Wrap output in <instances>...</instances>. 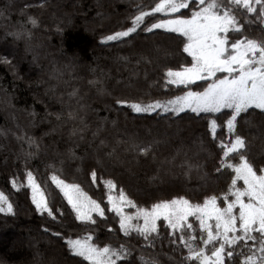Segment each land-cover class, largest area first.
I'll use <instances>...</instances> for the list:
<instances>
[{
	"label": "trees",
	"instance_id": "obj_1",
	"mask_svg": "<svg viewBox=\"0 0 264 264\" xmlns=\"http://www.w3.org/2000/svg\"><path fill=\"white\" fill-rule=\"evenodd\" d=\"M37 1L0 0V58L12 62L0 63V192L14 207V214L0 213V261L89 264L71 255L65 240L90 234L99 246L123 243L131 250L118 264L151 260L190 264L184 260L187 250L170 242L174 237L168 236L162 221L153 243L135 232L125 236L107 201L108 195L118 197L123 189L140 207L177 196L202 202L206 195L219 196L230 183L231 170L214 171L220 149L208 121L221 117L220 113H135L115 103L117 99L149 103L180 95L183 86L165 87L163 74L167 67L191 60L182 52L183 38L138 29L126 38L102 40L130 26L137 10L150 9L156 0H67L55 7ZM29 16L37 19V27L28 22ZM145 22H154V17H146ZM21 26L31 32L30 39L14 40L8 35ZM245 29L255 38L264 24L254 21ZM49 113L61 114V120ZM247 119L250 122H241L238 130L249 142V155L264 165V117L255 110ZM217 123L222 125V119ZM225 131L218 127L217 137ZM142 145H150L147 156L137 150ZM27 171H32L49 206L63 216L56 213L57 219L52 220L47 213L35 211ZM53 174L79 185L105 208V217L94 214L96 225L76 221L63 193L51 181ZM13 177L21 185L18 190L12 187ZM108 180L115 189L109 191ZM56 231L63 238L53 236ZM229 264H239V258Z\"/></svg>",
	"mask_w": 264,
	"mask_h": 264
},
{
	"label": "snow or ice",
	"instance_id": "obj_2",
	"mask_svg": "<svg viewBox=\"0 0 264 264\" xmlns=\"http://www.w3.org/2000/svg\"><path fill=\"white\" fill-rule=\"evenodd\" d=\"M249 14H254V19H249ZM149 16L154 17V22H145ZM254 21L264 24V0H156L150 9H138L131 17L130 26L102 38L114 41L129 37L138 29L144 32L163 29L182 37V52L191 57L187 64L167 67L163 74L165 87L183 86L180 95L149 103L117 99L116 104L127 105L136 113L160 110L179 115L187 109L197 116L221 114L208 121L209 131L213 140H218L216 146L220 149L214 171L231 170L230 183L219 196L206 195L202 202L195 203L177 196L159 200L150 207L138 206L123 189L118 197L107 196L108 211L119 217L120 232L125 236L135 232L153 243L160 235L158 221H162L168 236L174 237L170 242H178L187 250L184 260L190 264H229L234 258H239V264H264V165L249 155V142L238 130L241 122H250L247 117L255 110L264 117V30L252 38L245 29V25ZM28 22L38 26L37 19L31 16ZM8 35L14 40L31 38V32L23 26ZM0 63L11 65L12 62L3 57ZM200 81L204 84L197 83ZM48 115L61 120L59 113ZM217 119H222V125ZM218 127L226 130L219 138ZM29 143L34 141L29 138ZM137 150L147 156L150 145L137 146ZM90 174L95 182L96 171ZM26 178L35 211L47 213L52 220L57 219L56 213L63 216L59 209L49 206L32 171L26 172ZM51 181L63 193L76 221L96 225L94 214L105 217V208L88 197L79 185L68 184L55 174ZM238 182L242 183L238 185ZM11 184L17 190L21 187L15 177ZM106 186L109 191L116 187L112 180L106 181ZM125 207L136 211L125 212ZM0 213L14 214L13 203L3 192H0ZM52 235L63 238L59 231ZM92 241V235L87 234L75 239L69 236L65 244L71 255L82 257L89 264H118L131 255L123 243L114 247L107 243L99 246ZM145 264L157 262L151 260Z\"/></svg>",
	"mask_w": 264,
	"mask_h": 264
},
{
	"label": "rangeland",
	"instance_id": "obj_3",
	"mask_svg": "<svg viewBox=\"0 0 264 264\" xmlns=\"http://www.w3.org/2000/svg\"><path fill=\"white\" fill-rule=\"evenodd\" d=\"M64 2V1H66L67 2V0H45V2H44V0H39V1H37L38 3H45V5L43 6V7H55L56 5H57V3L58 2ZM155 30H158V31H163V32H168V31H165V30H163V29H155ZM169 33H172V32H169ZM174 34H176V33H174ZM123 38H126V37H123ZM120 39H122V38H120ZM119 40V39H118ZM152 40H154V39H149V41H152ZM114 41H116V40H114ZM104 42H111V41H104ZM200 82H202V81H200ZM197 83H199V82H197ZM157 111V110H156ZM191 112L190 110H185L184 112ZM155 112V111H154ZM136 113V112H135ZM145 113H147V112H145ZM151 113H153V112H151ZM163 113H171V112H163ZM183 113V112H182ZM193 113V112H192ZM201 114H205V113H201ZM218 114V113H217ZM175 115V114H174ZM113 196V195H112ZM114 197H116V196H114ZM124 211L125 212H135V210L133 209V208H130V207H125L124 208ZM159 222H161V221H158V223ZM75 239V238H74Z\"/></svg>",
	"mask_w": 264,
	"mask_h": 264
}]
</instances>
